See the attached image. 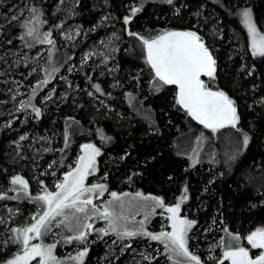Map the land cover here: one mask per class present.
Segmentation results:
<instances>
[{"label":"trees","instance_id":"1","mask_svg":"<svg viewBox=\"0 0 264 264\" xmlns=\"http://www.w3.org/2000/svg\"><path fill=\"white\" fill-rule=\"evenodd\" d=\"M29 7L43 13L40 19L46 23L36 25L42 36L45 26L65 20L79 25L81 35L68 47L60 46L54 36V45L32 43L27 36L20 40L26 30L19 25L31 18ZM134 7L141 11L125 24L124 17ZM244 8L252 10L258 29L264 32V0H174L172 5L166 0H3L0 191L7 190L17 174L29 181L32 195L45 186L53 190L75 163L83 143L91 141L102 149L98 175L110 191H139L161 197L167 205L187 196L183 213L196 221L190 249L204 260L220 238L228 239L225 229L244 236L264 227V58L252 55L249 33L239 15ZM14 14L20 19L9 22ZM173 29L197 30L204 37L217 61L214 86L235 100L241 131L229 127L213 133L175 105L174 87L153 90L141 43L127 32L149 37ZM113 34L108 63L80 57ZM39 44L48 46V56L35 64L31 59ZM70 63L74 66L68 71ZM58 72L67 74L66 80L55 76ZM55 82L59 86L54 95L42 103L41 94ZM93 84H99L101 92ZM17 85L27 91L24 102L31 98V105L41 109L40 117L30 105L10 119L12 91ZM65 132L68 148H64ZM243 133L250 137L246 148L241 143ZM52 161L56 164L49 168ZM8 194L22 198L0 201V217L6 221L9 217L3 202L19 205L24 213L30 211L31 203L22 192ZM156 218L158 222L159 214ZM20 222L17 217L10 227H20ZM0 233V239L8 237L6 225L0 224ZM104 240L97 238L89 245L84 264L139 263L129 248L108 255ZM17 250V245L3 246L0 260L10 259ZM221 250L215 247L216 255ZM163 259L141 264H166Z\"/></svg>","mask_w":264,"mask_h":264},{"label":"snow or ice","instance_id":"2","mask_svg":"<svg viewBox=\"0 0 264 264\" xmlns=\"http://www.w3.org/2000/svg\"><path fill=\"white\" fill-rule=\"evenodd\" d=\"M2 2L3 0H0V3ZM173 2L174 0H166L169 5H172ZM28 10L31 18L19 25L26 30L24 35L19 36V39L23 41L27 36L39 43L54 45L55 41L51 38V31L43 33V38H40L36 25L46 23L40 19L43 15L41 10L37 7H29ZM139 11H141L139 7L132 8L131 15L124 17V23H130L132 17ZM20 15L22 16L23 12ZM239 15L249 33L252 55L264 58V32L258 29L252 10L244 8ZM19 19L20 17L14 14L9 18V22ZM55 27L61 28L62 25ZM79 34L77 31L76 35ZM127 34L135 37L141 43L142 54L145 64L150 69L152 77L150 83L154 91H159L166 86L174 87L175 105L213 133L229 127L241 131L238 128L240 117L235 100L225 91L214 86L217 76V61L199 31L193 29L163 30L155 36L149 37L132 31H128ZM68 38L71 39V36ZM25 43L28 47H32V44L27 41ZM47 71L48 69H45V72ZM47 83V80L41 81V84ZM93 87L97 92H101L99 84H93ZM35 92L36 89H33V95ZM128 95L131 96V93ZM30 105L31 98L27 102H20V108L24 110H27ZM31 108L36 117L41 116L40 108L34 105H31ZM69 119L74 121V118ZM19 139L23 141L26 137L22 135ZM249 140L248 134L243 133L242 146L246 148ZM69 146V136L65 132L64 148ZM45 151H51V149H45ZM81 151L82 155L78 156L75 164L63 174L62 180L54 185V190H48L45 186L41 189V194L32 195L29 191V181L17 174L11 177L10 183L12 186L18 187L0 191V201L21 199L22 197L18 194L9 195L8 193L9 191L22 192L23 198L36 204L38 208V211L31 216V223L23 227L6 229L10 235L6 239H0V249L5 245L13 244L17 245L18 250L10 259L0 260V264H69L70 261L84 264V258L88 255L87 247L77 252L76 255H69L62 260L54 254L59 241L50 244L44 243L47 235H56L53 228L61 226L64 230L73 233L64 237L65 243L77 241L87 245L90 230L102 234V236H107L110 232L114 233L117 240L121 242L125 238L147 237L152 241L161 242L169 253V259H172L173 256L184 258V261H177L176 264H185V262L187 264H202L201 258L193 254L188 247V233L195 226L196 221L181 216V204L187 199L186 195L180 197L179 203L166 205L161 197L145 196L137 192L134 205L132 201L124 200V197L129 195L128 193L121 195L112 191L110 192L112 199L98 205L94 200L103 197L104 193L108 191L107 185L88 184L87 179L97 171V157L101 155V151L92 143L83 144ZM55 164L56 161H52L48 167L52 168ZM51 174L55 175V172ZM40 183L43 184V181ZM184 192L187 193L186 187ZM141 201L144 203L141 204ZM137 206L148 208L151 212H155L156 208L164 209L170 214L168 219L171 222V230L153 233L146 229L144 221L139 222V227L136 230H129L126 226L121 227L120 222L124 221L126 225L129 218L125 214V210ZM13 211V209H8L9 213ZM93 217L107 221V227L95 229L94 225L88 222ZM144 220H148L147 214ZM7 223L3 217H0V224L6 225ZM225 231L228 239L222 238L214 246L222 249L220 257L212 258L216 264H226V262L227 264H264V227H257L244 236L239 233L234 234L227 229ZM245 242L247 246H245ZM113 243H116V240H113ZM124 247L131 248V244H126ZM253 250H257V254L254 255ZM145 259L154 258L145 257Z\"/></svg>","mask_w":264,"mask_h":264},{"label":"rangeland","instance_id":"3","mask_svg":"<svg viewBox=\"0 0 264 264\" xmlns=\"http://www.w3.org/2000/svg\"><path fill=\"white\" fill-rule=\"evenodd\" d=\"M56 25H62L61 28H57L55 27ZM51 31L52 32V36H54V38H57L59 40V44L60 46H64V47H68L70 45H72V43L81 35V28L79 25H77L76 23L70 22L68 20L59 22L57 24H50L44 27L43 33ZM77 31H79V35H76ZM40 33V38L42 39V32ZM71 36V39H69L68 37ZM113 37H115V34H113L112 36L109 37H103L99 40V42L96 44V46H94L91 49L86 50L85 52H83L81 54V58L83 60H89L91 57H94V59H101L103 60L105 63H108L110 60H112V52H113V48H112V44L114 42ZM29 42L32 43H39L38 41L33 40L31 37H28ZM103 41V43H101ZM35 48V47H34ZM48 49L47 45L44 44H39V47L35 48V53H33V57L31 59L32 62H34L35 64H40L41 61H43L44 59H46V57L48 56V53H46ZM21 51H24L23 48H21ZM74 66V63H70L67 66L68 71L72 69V67ZM36 71V70H35ZM55 76H57L60 80H66L67 78V74H62L60 72L57 73V75L55 74ZM53 76V77H55ZM52 77V78H53ZM48 79L49 80H53V79ZM59 84L58 82H55V84H53V87H51L50 85H47V87L45 88L44 92L41 94V102H45L48 97H51L54 95L55 89L56 87H58ZM48 89V90H47ZM47 90V91H46ZM12 107L11 109L8 111V115H10V119H16L17 115H18V109L20 108V102L21 101H25V95L27 93V91L25 89H20V85H17L16 88L12 91ZM13 96H15V99H13ZM86 143H92L94 145H96L101 153H102V149L99 147V145H97L95 142H91V141H86L83 144ZM82 155V151L80 149V153L78 156ZM77 160V159H76ZM75 160V162H76ZM99 157H97V171L93 174L90 175L87 179V183L88 184H94V183H101V184H106L107 183L104 180H101L102 176L98 175V170H99ZM75 164V163H74ZM74 164L70 165L68 170H70V167L73 166ZM67 170V171H68ZM66 171V172H67ZM63 178V177H62ZM59 179L56 181V183H58L60 180ZM11 187H18V186H12L11 184L8 186V189ZM107 189L108 191H106L103 195L102 198L99 199H95L94 202L97 203L98 205L100 204H104L107 201H110L112 198L110 196V191L107 185ZM54 190V189H53ZM118 194L123 195L124 193H128L129 195L127 197H124L125 201H132L133 204H136V200H135V194L137 192H132V191H123V192H119V191H115ZM142 193V192H139ZM36 194H41V191L37 192ZM145 196H151L145 193H142ZM180 201H177L173 204H168V205H175L176 203H179ZM31 203V209L29 212H25L22 208H20L19 205L17 204H11V203H2L3 207L7 209H13L14 211L12 213H9V217H8V223L6 224V229L11 228L10 227V222H12L14 219H16L17 217H20V227L25 226L28 223H31V216L38 211V208L36 206V204ZM141 204L144 202H140ZM151 203V202H148ZM167 205V204H166ZM182 205L181 204V216L182 217H186L189 220H195L193 217H189L188 215L183 213L182 210ZM125 214L128 215V221L127 224L125 225L124 221L120 222L121 227L126 226L129 230H136L139 227V222L140 221H144L145 227L148 231L153 232V233H159L161 231H170V220L168 219V216L170 215L169 213H167L164 209H160V208H156L155 212H151L150 209L145 208V207H132L131 209H126L125 210ZM148 215V220H144L145 215ZM159 214V221L157 222V215ZM79 215H83V214H79ZM59 219V218H58ZM89 223H92L94 225L95 229H99L102 227H107V221L101 220L98 217H93V219L91 221H88ZM193 229V228H192ZM191 231L188 233V237H189V241H188V247L189 250L190 249V234L192 232ZM8 232V231H7ZM53 232L56 233L55 236H53L52 234H49L45 237L44 239V243L46 244H50L56 241H59V243H57V247L54 250V254L59 257L60 259H65L66 257H68L69 255H76L77 252L82 251L85 247L88 248V254H89V245L91 243H93L97 238H101V237H105L104 243H106L107 246V250H108V255H114L117 254L119 252H124L126 249L124 245L126 244H131V248H129V253L132 256L133 260H137L139 263L141 264L144 261H154L157 257H163V260H167L166 264H176L177 261H184V258L182 257H176L173 256L172 259H169V253L165 250L164 245L159 242V241H152L150 239H148L147 237H136V238H132V239H128L125 238L123 240V242L117 240L116 236L114 233H109V235L107 236H102V234H98L95 231H91L90 230V234L88 236V244L84 245L81 244L77 241H73L71 243H65L64 242V237L68 236V235H72L73 233H70L66 230L63 229V226H61L60 228H53ZM10 235V233L8 232V236ZM222 238H220L221 240ZM113 240H116V243H113ZM219 240V241H220ZM35 242V241H34ZM155 243V244H154ZM247 246V244L245 245ZM193 254L199 256L201 258L202 264H216V261L214 259H212L213 257H220L218 255H216L215 252V247L212 249L211 253L207 255V259L204 260L198 253L191 251ZM222 252V250H221ZM222 254V253H221ZM253 254H257V250H253ZM88 256V255H87ZM87 256L84 258V262L87 258ZM145 257H150V258H154V259H145ZM69 264H78V262H74V261H70ZM185 264H187V262H185ZM227 264V262H226Z\"/></svg>","mask_w":264,"mask_h":264},{"label":"water","instance_id":"4","mask_svg":"<svg viewBox=\"0 0 264 264\" xmlns=\"http://www.w3.org/2000/svg\"><path fill=\"white\" fill-rule=\"evenodd\" d=\"M173 30H186V29H173ZM214 55V53H213ZM214 58H215V55H214ZM216 59V58H215ZM192 119V118H191ZM193 120V119H192ZM194 122H196L197 124H199L197 121L193 120ZM200 125V124H199Z\"/></svg>","mask_w":264,"mask_h":264}]
</instances>
